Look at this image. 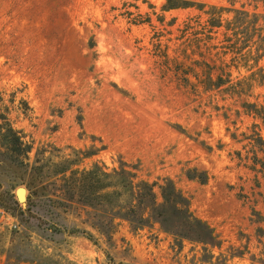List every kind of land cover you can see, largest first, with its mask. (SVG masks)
<instances>
[{"label": "rangeland", "instance_id": "rangeland-1", "mask_svg": "<svg viewBox=\"0 0 264 264\" xmlns=\"http://www.w3.org/2000/svg\"><path fill=\"white\" fill-rule=\"evenodd\" d=\"M192 1L0 0V111L31 147L22 170L0 157V264H264V124L242 107L264 109V0ZM122 164L170 180L214 245L179 246L156 223L106 230L60 180Z\"/></svg>", "mask_w": 264, "mask_h": 264}, {"label": "trees", "instance_id": "trees-1", "mask_svg": "<svg viewBox=\"0 0 264 264\" xmlns=\"http://www.w3.org/2000/svg\"><path fill=\"white\" fill-rule=\"evenodd\" d=\"M192 5H194L192 0H166L163 10L186 8ZM241 15H244V13H237V16ZM224 85H229V80L227 78L222 79L221 76L217 77L215 81L207 79L203 82L205 91L218 90ZM241 85L243 84L227 86L223 93H229L230 96H239L243 93V88H238ZM1 103L2 97L0 94ZM242 107L247 114L254 115L262 120L264 124V109L247 104H243ZM252 140L255 147L264 148V143L258 134ZM30 150L31 147L22 140L18 132L12 128L5 114L0 111V157L4 158L9 166L22 170L26 167ZM124 167L127 166L122 164L118 172H113V179L96 167L87 172L72 173L71 177H63L60 180L75 184L73 191L76 186L80 188L81 195L78 200L76 199V203H81L80 205L87 208H92L93 205L99 206L102 210L101 225L106 230L112 227L115 220L126 222L132 231L156 223L160 226L162 232L175 237L179 246L182 241L214 245L215 238L212 231L192 214L189 210V200L174 187L170 180L164 179L160 185L156 183L148 184L142 181L135 182L136 175L125 171ZM261 167H263L262 164ZM190 176L191 179H196L201 184L206 181L204 174L191 173ZM114 179L118 180L115 182ZM33 184V181H30L27 187H31ZM155 188L158 189V196L154 192ZM37 193L38 190L35 189L34 196ZM97 194H99L100 201H96ZM29 199L26 212H29V208L33 204L32 199ZM58 204L66 205V203L61 202H58ZM60 231L61 229L57 228V232ZM68 234L70 236H81L94 242L93 237L85 230L72 229ZM261 255V262L264 263V250Z\"/></svg>", "mask_w": 264, "mask_h": 264}, {"label": "water", "instance_id": "water-1", "mask_svg": "<svg viewBox=\"0 0 264 264\" xmlns=\"http://www.w3.org/2000/svg\"><path fill=\"white\" fill-rule=\"evenodd\" d=\"M16 201L24 208L26 202V189L23 187H19L15 191Z\"/></svg>", "mask_w": 264, "mask_h": 264}, {"label": "built area", "instance_id": "built-area-1", "mask_svg": "<svg viewBox=\"0 0 264 264\" xmlns=\"http://www.w3.org/2000/svg\"><path fill=\"white\" fill-rule=\"evenodd\" d=\"M3 218V214L0 212V219ZM13 228H16L15 226H12Z\"/></svg>", "mask_w": 264, "mask_h": 264}]
</instances>
